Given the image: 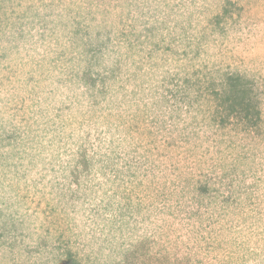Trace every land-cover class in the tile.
<instances>
[{
    "label": "clouds",
    "instance_id": "1",
    "mask_svg": "<svg viewBox=\"0 0 264 264\" xmlns=\"http://www.w3.org/2000/svg\"><path fill=\"white\" fill-rule=\"evenodd\" d=\"M223 3L135 0L122 5L108 21L111 43L91 65L93 75L102 77L119 71L104 85L98 80L95 88L81 79L89 58L72 44L71 25L57 24L53 31V25L25 23L22 29L10 25L5 30L0 52L7 58L0 61V74L15 70L16 75L0 90V133L15 130L18 139L0 147V212L4 219L23 222L25 243L35 246L46 235L55 254L51 245L63 233L81 257L91 253L100 256L101 264H113L129 241L148 236L204 264H264V136L242 139L230 128L219 129L212 123L214 105L207 93L197 99L196 88L183 82L188 77L219 83L225 72H239L255 80L264 114V23L249 30L242 20L229 21L220 33L208 21ZM258 8L264 15V2ZM121 10L130 13L125 30L134 25L136 34L143 33L131 52L117 38L121 26L115 13ZM85 22L92 23L94 38L98 20ZM153 25L154 35L144 31ZM165 45L173 51H164ZM185 51L187 56L174 54ZM21 99L18 111L13 105L19 107ZM171 139L179 147L158 159ZM242 151L246 158L241 161ZM234 164L237 172L222 179ZM73 170L79 172L78 183ZM201 171L225 195L224 185L233 179L239 207H225L218 194L198 205L194 193L181 192L183 177ZM153 179L157 185L167 182L170 199L161 202L149 194ZM197 208L199 216L189 217ZM47 255L42 251L28 264Z\"/></svg>",
    "mask_w": 264,
    "mask_h": 264
},
{
    "label": "rangeland",
    "instance_id": "2",
    "mask_svg": "<svg viewBox=\"0 0 264 264\" xmlns=\"http://www.w3.org/2000/svg\"><path fill=\"white\" fill-rule=\"evenodd\" d=\"M135 0H0V41L5 38V30L11 25L12 27L23 28L25 23L35 26V23H39L41 28L47 29L49 25H53L52 30L55 31L57 24L65 29L71 25V42L74 46H79L83 49L84 54L89 58V67L84 71L81 79L95 88L97 81L99 80L101 85H104L106 80L115 78L119 67L114 68L111 72V76L102 77L100 73L93 75L91 65L99 62V57L102 54L108 44L112 41L113 28L108 25V21L112 18L116 9H121L122 5L131 4ZM177 6L184 4L185 2H194V0H174ZM264 0H224L222 10L220 13L213 16L208 23L214 27V30L224 33L226 31L225 25L229 21L235 24L237 21L244 23L249 30H254L258 25L264 23V15H261L259 11V4ZM39 4L42 8L49 9L41 13L40 9L36 8ZM66 6L64 12H55L54 8L60 6ZM22 11L17 12V9ZM67 14L69 20H52L49 19L52 16L62 17ZM115 23H119L120 30L118 33V39L127 43L129 52H131L140 41V35L134 31V25H128V30H125V14L121 10L115 13ZM29 16L31 18H29ZM190 19V17H189ZM98 25L95 31V37L92 35V23L97 22ZM191 25L189 24V27ZM149 35H154L156 26L148 27L144 30ZM23 33L21 32V36ZM43 38V32L40 33ZM101 36L104 39H101ZM161 39H163L161 37ZM154 49H159L160 44H153ZM164 51H173L170 46L165 45ZM188 55V52L174 53ZM63 55V53H61ZM151 52L149 53V56ZM195 55H199V50L195 51ZM7 58V53L0 52V61ZM199 70L192 73L193 76H197ZM16 75L15 70H10L7 74H0V90L3 89L5 82H10L12 77ZM32 77L29 76V80ZM175 77L172 81L174 82ZM184 85L187 88L195 87L197 91V99L207 93V97L210 98V102L214 105L212 123L218 126L219 129H231L242 139H247L253 134L257 137L264 136V114L260 109L259 92L256 87V82L253 79H249L239 72H225L224 78L219 83L214 80H208L206 84H203L199 78L191 80L188 77L184 78ZM101 94L105 92V89L101 87ZM171 93V90H169ZM24 101L20 100V106L13 105L17 110H22ZM134 129H138L139 125H132ZM151 135V133H149ZM193 135H196L193 133ZM18 139V133L13 130L11 132L0 133V147H4L8 144H13ZM187 143V137L183 138ZM231 146V145H229ZM179 147L176 139L165 141V150L157 153V158L165 157L168 155V150ZM219 151V149H217ZM246 158V153L243 151L239 154L237 159L243 160ZM80 163L86 170L88 162L84 158V153H81ZM4 165V161L0 160V166ZM167 167V165H166ZM171 167L174 168V165ZM237 172V165H233L229 171L222 174L223 178L233 176ZM135 175V173H132ZM73 182H79V172L73 170L72 173ZM233 179H228L224 185L225 195L221 192L219 187L215 186L213 177L204 172H199L196 175L191 173L184 176L182 179L183 187L181 192L194 193L192 199L198 205H204L205 199L209 202L215 199L214 194H218L222 197L221 203L225 207H239L238 200L234 198L232 192ZM175 185V181L172 182ZM154 194L155 199L161 202L167 201L171 197V193L168 192V184L166 181L157 185L155 179L150 182V193ZM139 210V207H138ZM189 217H198L199 208L195 211L188 213ZM23 222H17L15 218L9 216L4 219L3 212H0V264H28L33 256H41L42 251L48 252V255L42 259L32 261V264H101L99 255L95 257L89 253L81 257L79 251H74L71 247V241L64 239V234L61 233L57 236V243L51 245L49 251L50 242L47 236L38 238L35 246L29 245L22 239L25 233L22 231ZM47 233V229H45ZM22 251H18L21 249ZM103 245H101V249ZM100 251V250H98ZM180 248H175L173 251H169L164 245L159 244L151 237L144 236L128 242V246L123 248L120 252V259L113 262V264H204V261L199 257H193L192 255L184 254L180 255ZM23 256V259L18 257Z\"/></svg>",
    "mask_w": 264,
    "mask_h": 264
}]
</instances>
